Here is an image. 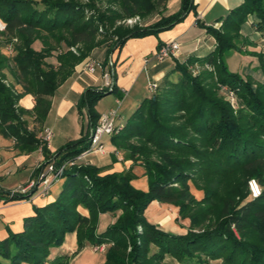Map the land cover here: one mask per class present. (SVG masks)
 I'll list each match as a JSON object with an SVG mask.
<instances>
[{"label":"trees","instance_id":"1","mask_svg":"<svg viewBox=\"0 0 264 264\" xmlns=\"http://www.w3.org/2000/svg\"><path fill=\"white\" fill-rule=\"evenodd\" d=\"M166 2L0 0L5 25L0 29V134L15 139L22 152L37 150L51 96L96 47L108 44L111 52L129 38L157 36L196 10L195 0H181L178 12L165 15ZM135 16L158 17L146 26H117ZM251 18L254 30L264 35V0H244L220 20V27L206 26L215 48L202 57L177 59L156 93L144 98L111 136L127 159L143 166L147 189L133 184L132 169L103 174L93 164L69 168L56 199L35 206L23 231L0 240V264H70L69 255H51L73 232L80 247H108L101 264H164L169 259L264 264V51H251L259 58L261 79L231 71L225 60L232 50L249 52L240 44H254L242 32ZM38 41L41 48L34 44ZM6 46L12 54L3 51ZM52 57L57 64L48 60ZM195 64L203 66L197 75ZM110 91H118L116 84L88 88L80 98L78 109L87 110L90 127L100 118L96 104ZM230 92L238 107L227 99ZM26 94L35 97L31 110L19 103ZM89 144L90 137L68 142L56 157L45 144V164H61ZM250 179L258 181L260 196L252 197ZM192 185L203 192L201 198ZM30 193L0 191V197L17 200ZM153 201L178 208L179 219L190 220L187 232H169L149 222L145 212ZM118 211L99 233L100 214Z\"/></svg>","mask_w":264,"mask_h":264},{"label":"crops","instance_id":"2","mask_svg":"<svg viewBox=\"0 0 264 264\" xmlns=\"http://www.w3.org/2000/svg\"><path fill=\"white\" fill-rule=\"evenodd\" d=\"M243 1L195 0L196 10L190 12L185 19L171 29L162 31L157 36L148 35L145 37L129 38L124 45L114 48L111 52L109 51L110 46L107 44L105 51H103L106 60L101 64L104 68L107 67L110 59L113 60L115 84L118 91L113 96H108L109 93L102 97L96 104V112L101 116L110 109L117 108L120 119L118 120L124 124L141 103V92H145L148 89L151 81H157L160 84L165 75L173 70L177 59L179 61H185L191 55L202 57L215 48L216 40L207 32L206 26L220 27V20L232 8L237 7ZM172 13L175 12L169 10L167 0L164 14L169 15ZM252 20L253 18L244 25L242 32L254 40L259 36L261 37V34L254 30L251 23ZM196 29H204L206 31V36L210 39L209 44L207 46H203L202 44L196 46L193 38L190 37L188 45L185 47L182 41L184 39L187 40L189 34ZM174 39H177L181 43L179 57L168 58L159 63L154 62L152 57L153 53L158 49L159 42L165 43ZM91 55L90 57L92 58ZM250 59L252 57H247L245 61L250 62ZM52 62L57 64L56 59L52 60ZM98 69L94 73H90L83 69V62L80 63L75 67L74 73L51 96V108L44 121L42 131L44 129H50L53 133L52 139L48 144L52 156L56 157V154L59 152L53 154V150H61L68 142L83 138V136L81 137L82 130L78 102L86 89L97 90L103 87L102 68ZM230 70L235 72L236 69ZM140 80L141 82L139 84ZM110 98L112 100H108ZM19 103L21 107L31 110L35 106V97L32 94H26L20 99ZM85 111L87 110L84 109L83 112ZM124 114L130 116L127 118L128 115L126 116ZM64 120H66V124L62 126L61 123ZM90 129L87 138H89ZM102 141L105 144V150L95 151L89 154L87 157L89 164L101 167L103 174L132 169L136 174L133 184L138 188L147 189V177L144 175L143 166L135 163L131 159H127L125 152L114 146L111 137L106 140L103 137ZM106 148L111 149V151L108 152ZM45 162L44 152L39 148L30 153L22 152L16 146L15 139L6 138L0 134V191L8 193L35 179L39 175ZM61 181L63 179L56 183L60 184ZM60 190L61 185L56 192L50 190L49 194L45 196L34 192L33 194L30 193V198L17 200H6V197H0V240L6 238L10 232L17 233L23 231L26 218L35 214L34 207H42L54 201ZM115 215L110 212L101 213L97 231L99 233L105 231L115 221H113ZM145 215L149 222L157 224L169 232L186 233L190 224L189 219H179L178 208L159 201H153L148 206ZM110 218L111 221L109 220ZM78 241L77 232L68 233L63 245L53 249L51 257L69 255L70 264H101L105 262L108 247L105 250H96V246L90 243L80 247ZM170 263L174 264L172 261Z\"/></svg>","mask_w":264,"mask_h":264},{"label":"built area","instance_id":"3","mask_svg":"<svg viewBox=\"0 0 264 264\" xmlns=\"http://www.w3.org/2000/svg\"><path fill=\"white\" fill-rule=\"evenodd\" d=\"M129 23L140 22V17H130L127 18ZM0 28L3 29L4 26L0 20ZM181 43L177 40H170L163 43L158 49L153 53L152 60L156 63L163 62L168 58H176L180 55ZM148 61V60H146ZM100 66L102 68V78H103V88H112L115 85V71L114 62L110 59L107 63V67H102V64L96 61L94 58H88L83 62V69L87 72L94 73ZM159 87V83L156 81H151L148 85V89L151 95L155 94ZM119 113L118 109H110L108 112L102 114L99 118L98 123L92 126L90 129V144L87 149L82 151L80 154L74 156L71 159L66 160L61 164H56L54 162H49L45 164L39 175L30 180L27 184L21 185L18 188L10 191L11 196L15 194H27L29 192H38L40 195L45 196L49 194L50 188L54 183L63 178L65 172L72 167H80L83 165H88L87 157L89 154L95 151H104L105 144L102 139L104 135H113L117 133L121 128L122 124L118 123ZM53 136L50 129H44L38 134L42 144L39 149L43 151V146L49 144ZM249 188L253 198L260 196L261 187L256 179L249 180ZM96 250H105L106 245L96 246Z\"/></svg>","mask_w":264,"mask_h":264},{"label":"rangeland","instance_id":"4","mask_svg":"<svg viewBox=\"0 0 264 264\" xmlns=\"http://www.w3.org/2000/svg\"><path fill=\"white\" fill-rule=\"evenodd\" d=\"M82 1L86 2L87 0H82ZM168 7H169V10L171 12H178L181 9V1L180 0H168ZM87 14L90 15L91 13L87 12ZM139 17H140V22H138V23H132L131 24V23L128 22V20L124 19V20L118 21L117 22V26H124V27H127V28H134L136 26H139V27L146 26L147 24L153 22L158 16H152V17H149V18H142L141 16H139ZM2 25L4 26V28L3 29L0 28V29L1 30H5V25L3 23H2ZM200 33H202V34L200 35ZM190 37L193 38L194 44H196V46L197 45H201V44L203 46H207L209 44V42H210L209 41L210 39H209L208 36H206V31L204 29H200V30L196 29V30H194L193 32H191L189 34V36L187 37L188 38L187 40L184 39L182 41L183 45L185 47L188 45V40H189ZM247 37H249V36H247ZM252 41L254 42V44H251V45H244V44L241 45L240 44V48L242 50H249L248 53L245 52V51H241V50H239V51L232 50L230 53L225 54V60H226V63L229 66L230 69H236L237 71L235 70V72H239L240 74H242V76H246L247 74H252L256 79H261L262 78V74H261L260 70H257V68H258V66L260 64L259 58L256 55H253V53H251V51H254V52H260L261 50L264 51V35H261V37L259 36V37H257L256 39H254ZM34 44H36L35 45L36 48H41L42 47V44L39 41L34 43ZM106 46H107V44L99 46V47H96L93 50L94 52H92L93 53L91 55L92 58H94L96 61H98V62L103 64L104 63L103 61L106 60L105 53H103V51H105ZM3 51L6 52V53H11L12 54L11 46L4 47ZM247 57L248 58L252 57V59H250V62L249 61H245V59H247ZM238 58L240 59L239 61H238ZM98 59H100V60H98ZM48 60H55V58L52 57V58H49ZM205 67L211 68L208 65L205 66ZM235 67H237V68H235ZM98 68L100 69V66ZM192 68H193L192 69L193 70L192 71L193 74L197 75L199 73V71L203 68V66L200 65V64H195ZM97 73H99V71H97ZM141 80L139 81V84H140ZM226 89H227L226 87H223V91L226 90ZM113 94L114 93H110L108 96H113ZM140 95L142 97L141 100H143L145 97H150L151 96V92H150L149 89H147L145 92L142 91ZM112 98H110L108 100H112ZM227 99H229L233 103L234 107H238V98L233 92L232 93L230 92V93L227 94ZM95 111H97L96 107H95ZM124 115L127 116L128 114H124ZM129 116L130 115H128L127 118ZM119 120H118V123L122 124V122H119ZM65 121L66 120H64L63 123H61L62 126L66 124ZM80 126H81V130H82L81 137L82 136L83 137H87V134L89 133L88 131L90 129L89 115H88L87 111H85L83 113L80 112ZM111 136L112 135H104L103 137L106 140V139H108ZM106 149L108 150V152L111 151V149H109V148H106ZM58 151H60V150L59 149L58 150H53L52 153L56 154ZM59 181H57V182H59ZM62 182L63 181H61L60 184L56 183V184L52 185L50 190L52 192H56L58 190L59 186L62 184ZM191 189H192L193 193L196 194V196H198V198H201L203 196V192L201 190H197L193 185L191 186ZM119 213L120 212L118 211V213L114 216L113 221L116 220L115 217H117V215ZM109 220L111 221V218ZM171 261L174 262V264H179V262L177 260H175V259L166 260L164 262V264H171L170 263ZM210 264H221V261L214 260V261H211Z\"/></svg>","mask_w":264,"mask_h":264},{"label":"water","instance_id":"5","mask_svg":"<svg viewBox=\"0 0 264 264\" xmlns=\"http://www.w3.org/2000/svg\"><path fill=\"white\" fill-rule=\"evenodd\" d=\"M109 93H111V91H110V92H108V94H109ZM33 193H34V192H31V194H33Z\"/></svg>","mask_w":264,"mask_h":264}]
</instances>
